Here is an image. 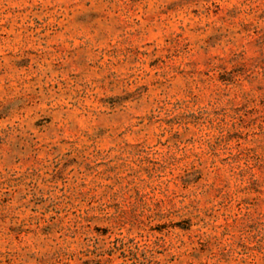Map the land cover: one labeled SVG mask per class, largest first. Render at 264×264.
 <instances>
[{"label": "rangeland", "instance_id": "374dc122", "mask_svg": "<svg viewBox=\"0 0 264 264\" xmlns=\"http://www.w3.org/2000/svg\"><path fill=\"white\" fill-rule=\"evenodd\" d=\"M0 264H264V0H0Z\"/></svg>", "mask_w": 264, "mask_h": 264}]
</instances>
